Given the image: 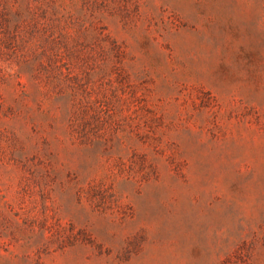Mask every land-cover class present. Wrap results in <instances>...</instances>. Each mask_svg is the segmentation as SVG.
Instances as JSON below:
<instances>
[{"label": "rangeland", "instance_id": "374dc122", "mask_svg": "<svg viewBox=\"0 0 264 264\" xmlns=\"http://www.w3.org/2000/svg\"><path fill=\"white\" fill-rule=\"evenodd\" d=\"M0 264H264V0H0Z\"/></svg>", "mask_w": 264, "mask_h": 264}]
</instances>
